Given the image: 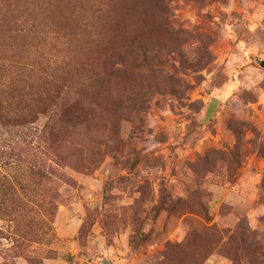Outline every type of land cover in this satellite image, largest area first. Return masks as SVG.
Masks as SVG:
<instances>
[{
  "label": "rangeland",
  "instance_id": "rangeland-1",
  "mask_svg": "<svg viewBox=\"0 0 264 264\" xmlns=\"http://www.w3.org/2000/svg\"><path fill=\"white\" fill-rule=\"evenodd\" d=\"M256 59L264 0H0V264H264Z\"/></svg>",
  "mask_w": 264,
  "mask_h": 264
},
{
  "label": "trees",
  "instance_id": "trees-1",
  "mask_svg": "<svg viewBox=\"0 0 264 264\" xmlns=\"http://www.w3.org/2000/svg\"><path fill=\"white\" fill-rule=\"evenodd\" d=\"M0 94L7 96L10 95L11 100H20L22 98V96H20L19 94H17L16 96H12V89L8 88V84L4 82L0 84ZM26 118L27 115L24 114L23 110H13L11 109L10 103H8L5 99H0V128H4L6 126L25 128V126L32 123L29 122V120H26ZM29 191L31 190L26 185H23L19 182L17 183V185H14L10 179L0 174V217H3L4 219H10L11 212H9L8 210V204H10L12 208H14L22 204V202L26 203L23 196L29 197V195H27ZM18 192H20L18 194L19 197L17 195ZM9 195L11 196V198H9ZM7 196L9 199L6 201ZM24 203L22 205L25 207ZM44 218L45 222H43V226L47 223H50V221L46 217ZM7 240L10 239L7 238Z\"/></svg>",
  "mask_w": 264,
  "mask_h": 264
},
{
  "label": "water",
  "instance_id": "water-1",
  "mask_svg": "<svg viewBox=\"0 0 264 264\" xmlns=\"http://www.w3.org/2000/svg\"><path fill=\"white\" fill-rule=\"evenodd\" d=\"M255 63L258 64L260 67L264 68V62L263 61H258L257 59L255 60Z\"/></svg>",
  "mask_w": 264,
  "mask_h": 264
}]
</instances>
